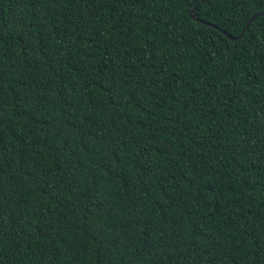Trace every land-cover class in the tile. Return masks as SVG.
Segmentation results:
<instances>
[{
    "label": "trees",
    "instance_id": "16d2710c",
    "mask_svg": "<svg viewBox=\"0 0 264 264\" xmlns=\"http://www.w3.org/2000/svg\"><path fill=\"white\" fill-rule=\"evenodd\" d=\"M202 1L0 0V264H264V0Z\"/></svg>",
    "mask_w": 264,
    "mask_h": 264
},
{
    "label": "water",
    "instance_id": "95a60500",
    "mask_svg": "<svg viewBox=\"0 0 264 264\" xmlns=\"http://www.w3.org/2000/svg\"><path fill=\"white\" fill-rule=\"evenodd\" d=\"M207 1H210V0H203V1L199 4V6L202 5V4H204V3H206ZM197 8H198V6L195 7V8L191 11L190 16H191V18H192L193 20H197L196 17L194 16V13H195V11H196ZM254 20H255V17H253V18L249 21V23L246 25V27L243 29L242 33L240 34V36H239L237 39L241 38V37L245 34L246 30L249 28V26L251 25V23H252ZM206 24L209 25V26H212V27L215 28V29L220 30L222 33L226 34L230 39H235V38L232 37L231 35L225 33L223 30L219 29L217 26L212 25V24H209V23H206Z\"/></svg>",
    "mask_w": 264,
    "mask_h": 264
}]
</instances>
